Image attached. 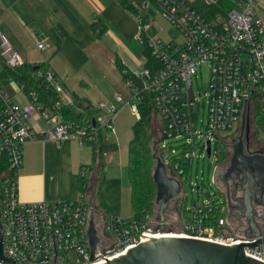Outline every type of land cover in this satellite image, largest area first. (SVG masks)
Returning <instances> with one entry per match:
<instances>
[{"label": "built area", "instance_id": "built-area-1", "mask_svg": "<svg viewBox=\"0 0 264 264\" xmlns=\"http://www.w3.org/2000/svg\"><path fill=\"white\" fill-rule=\"evenodd\" d=\"M140 7L153 5L182 35L181 41L148 37L150 21L138 19L136 40L146 38L152 62L131 71L135 80L125 83L130 89V99L116 94L111 103L95 107L92 123L67 121L60 108L73 104V97L52 70H38L36 79L57 94L51 103L41 101L34 91H26L25 84L18 83L17 90L24 92L26 102H14L0 78V222L4 254L16 264H98L111 259L133 247L158 227L155 217L138 225L129 217L109 215L102 219L100 256L90 260L87 229L89 218L95 210L79 195L75 199L54 202H22L18 198L17 170L23 159V145L39 133L41 140L60 143L75 140L84 145L101 130L113 134V119L123 106L138 114L137 100L140 92L153 96L155 114L162 120L164 138L161 145L177 159L173 166L181 178V192L176 199L183 207L176 235L214 241L222 244L251 242L256 238L238 235L230 224L228 209L220 199L202 206L185 207L182 181L187 188L188 177L181 165L189 164L195 154L194 139H201V157L207 156V141L222 140L221 131L237 130L241 113L257 91H264V19L256 15L257 0H141ZM0 35V59L6 68L23 64L20 55ZM39 49L43 48L38 44ZM148 61V60H147ZM209 68V84L203 95H196L192 77L197 66ZM205 110L201 120L202 130H197V118ZM37 116L44 127L35 131L32 117ZM229 134V135H230ZM180 142L183 150L178 152L171 142ZM160 144V143H159ZM214 153L217 154V148ZM212 196V195H211ZM168 222L164 221V226ZM97 228V227H96ZM260 242L254 248L245 247L246 255L264 262V228ZM0 264H4L0 260Z\"/></svg>", "mask_w": 264, "mask_h": 264}, {"label": "crops", "instance_id": "crops-1", "mask_svg": "<svg viewBox=\"0 0 264 264\" xmlns=\"http://www.w3.org/2000/svg\"><path fill=\"white\" fill-rule=\"evenodd\" d=\"M260 1L264 0L256 1L258 17ZM135 11L137 7L132 6L130 0H0V35L7 39L24 64L30 67L43 64L45 69L52 70L71 96L81 103L77 102L78 110L87 111L86 105H90L92 110L89 114L93 116L96 113L93 101L80 97L74 91L71 79L79 75L88 78L97 72L105 76L103 71H108L112 82H115L116 77H121L115 66L117 58L132 72L136 71L134 66H144L142 45L136 36L129 40V30L120 36L116 20L124 15L135 31L138 21ZM147 17L145 12L142 18ZM149 21L148 30L155 27L154 36L165 40L164 24L169 23L164 17L157 13V22ZM111 39L116 41V45L111 43ZM38 44L43 48L39 49ZM6 69L11 68L4 67L0 59V78L6 83L7 92L14 102L25 103V93L17 90L19 82L7 74ZM32 125L35 131L44 127L36 115L32 117ZM39 137L36 133L33 140L23 145V159L17 170L18 198L22 202L75 199L78 197V168L91 160L90 149L75 140L58 143ZM110 157L111 154L104 152V171ZM103 216L98 215V221L104 219Z\"/></svg>", "mask_w": 264, "mask_h": 264}, {"label": "rangeland", "instance_id": "rangeland-1", "mask_svg": "<svg viewBox=\"0 0 264 264\" xmlns=\"http://www.w3.org/2000/svg\"><path fill=\"white\" fill-rule=\"evenodd\" d=\"M238 1V0H234ZM140 0H130L132 6L137 7L136 14L139 19L142 15L147 12L148 13V21L157 19L156 9L153 5H150L149 8L145 9L140 7ZM258 3H255L257 6ZM258 7V6H257ZM256 7V8H257ZM124 15L117 18V23L119 24L120 36H123L124 31L129 30V40H133L137 35L138 21H136L135 31L132 30V26H130L131 21H129ZM260 17L264 19V1H260ZM137 20V19H136ZM157 22V21H156ZM159 22V21H158ZM159 24H161L159 22ZM130 26V27H129ZM164 28L166 29L165 40L174 39L176 41L182 40V35L180 32L168 24H164ZM156 32V28L147 29L148 37H155L154 34ZM126 33V32H125ZM153 35V36H152ZM111 43L116 45V41L111 39ZM136 70L141 69V65L134 66ZM105 72V76L100 72L92 73L91 77L85 78L79 75L76 79H71L72 86L74 91L80 97H88L90 98L95 107H97L101 103H111L114 100L116 94H122L127 100L130 99V89L126 85V83L121 79V77H116L115 82H112V75ZM192 77V88L195 91V94L198 95L199 92L203 95V92L207 89L209 84V68L206 64H200L197 66L196 74ZM93 84V87H92ZM12 89V87H10ZM88 94V95H87ZM254 99L250 100L247 104V108L249 111V142L253 143L256 147H264V139L260 140V126L257 127L254 125L256 120H259L260 114L256 115L254 111H252L251 103ZM261 102L262 108H264V95L257 98ZM74 109L78 110L77 104H73ZM83 108V107H82ZM85 111V109H82ZM136 119L135 113L132 112L130 106H123V108L117 113L116 117L113 119V125L115 132L113 134L108 133V131L101 130L103 135V150L106 153L111 154L109 162L106 164V168L104 171L105 175V183L102 190V198L103 201L109 210L111 215L115 216H132V205L130 203V187L127 179V142L132 136L131 126ZM154 119L159 129L162 126V120L158 114L154 115ZM201 120H205V110H201L198 114L197 118V130H202L203 126L201 124ZM158 129L155 128L157 131ZM159 131V130H158ZM264 133V130L261 131ZM261 133V134H262ZM230 134V130L221 131L219 133L220 136L226 137ZM257 136V137H256ZM264 137V135H262ZM166 141H160L159 146L164 145ZM212 153L210 157L202 158L201 155V139H194V158L191 161L190 170L188 173V183L187 188L183 191L185 195V207L192 208L193 205L202 206L206 203V198L204 194L210 193L212 195L213 200L218 202L222 198L221 191L214 181L216 168L218 165V156L214 153V149L217 146L215 141H212ZM169 145V142H166ZM81 145V144H80ZM84 147H88L87 144L82 145ZM171 146H174L178 152L183 150V146L178 142H171ZM89 148V147H88ZM174 155L168 153L164 155L161 159L165 163H169L171 158ZM155 164V163H154ZM154 168V167H153ZM177 206L176 202L173 204L170 203L167 208V215L172 217V213L175 211V207ZM157 209V208H156ZM175 213V212H174ZM172 220V219H171ZM169 222V221H167ZM177 227V222H173V225H165L162 228V232H174V229ZM156 229V227H154ZM160 231V232H161Z\"/></svg>", "mask_w": 264, "mask_h": 264}, {"label": "water", "instance_id": "water-1", "mask_svg": "<svg viewBox=\"0 0 264 264\" xmlns=\"http://www.w3.org/2000/svg\"><path fill=\"white\" fill-rule=\"evenodd\" d=\"M249 112L245 106L241 113L240 129L230 144V157L225 171L218 176L220 181L228 186L232 184L233 192L240 190V197L234 199L243 204L239 208L240 213L236 217H244L246 220L245 238H256L251 242H238L222 244L191 237L162 235L158 237H146L133 247H129L123 253L106 259L98 264H264L253 257L246 255L245 247L254 248L260 240V231L253 217L252 200L256 203L257 195L264 197V152L248 153L243 143V134L249 131ZM210 140L207 141V156L210 155ZM155 160L152 179L156 187L155 204L158 206L156 220L159 225L151 232H160L164 227L165 211L170 203H174L181 192L179 179L170 175L169 169L159 155L153 153ZM212 203L210 193L204 194ZM230 202V201H229ZM230 209L235 206L230 204ZM88 244L90 260L100 258L97 253L100 250V237L94 218H89ZM162 232V231H161ZM171 232V231H168ZM0 260L4 264H16L12 258L3 252L2 228L0 222Z\"/></svg>", "mask_w": 264, "mask_h": 264}, {"label": "trees", "instance_id": "trees-1", "mask_svg": "<svg viewBox=\"0 0 264 264\" xmlns=\"http://www.w3.org/2000/svg\"><path fill=\"white\" fill-rule=\"evenodd\" d=\"M225 1V0H223ZM225 6H230L226 1L223 3ZM127 9H131L126 7ZM140 44L142 45V53L145 58L146 64L152 62L150 56V47L146 38L142 39ZM148 60V61H147ZM115 66L121 78L124 82L130 79H134V74L129 71L117 58ZM14 80L19 83L25 84L26 91H34L41 101L51 103L57 99V94L47 89L45 83L41 79H36L34 73L38 70H45L43 64L28 66L27 64H21L13 69H6ZM264 95V91H257L252 97L254 99L251 103L252 111L257 115H261L259 120L254 122V125L260 126V140L264 139L261 131L264 130V108L260 105L261 102L257 98ZM139 100H137L138 116L131 126L132 136L129 139L127 145V179L130 187V203L132 207V216L129 217L131 221H134L138 225H141L147 221V217H157V205L155 204L156 187L152 179L154 157L153 153H156L161 158L168 154V149L161 148L159 146L160 141L164 138L163 130L160 127L157 128L154 115L155 109L153 104V96L147 92H140ZM251 99V100H252ZM74 104H77V100L73 98ZM79 103V102H78ZM81 104V103H79ZM87 111H79L74 109L72 105L63 106L60 108V112L63 118L67 121L92 123L91 106L86 105ZM249 112V111H248ZM158 129L157 131L155 130ZM262 133V134H261ZM257 137V136H256ZM103 135L99 131L97 136L91 138L85 144L90 149V161L83 163L79 166L76 177V188L78 195L84 198L88 203L94 206V211L91 217L94 218L95 223L98 221V215H104V219L109 217V210L107 209L102 198V185L104 183V150L102 145ZM217 156L218 162L226 161L228 151L224 149L220 140L217 141ZM246 152H264V147H256L251 142L246 145ZM177 157L173 156L169 162V166H173ZM184 173L188 177L190 170L189 164H182ZM170 175L177 176V171L171 167ZM181 178L180 175H178ZM182 189L185 190V183L182 181ZM170 205V204H169ZM175 207V213H172V217L167 215V209L165 211V221L168 222V226L173 225V222H178L183 207ZM168 208V207H167ZM172 219V220H171ZM102 219L100 220V222ZM99 222V221H98ZM231 226L238 235H243L239 223L236 221H230ZM174 231H179V226L175 227Z\"/></svg>", "mask_w": 264, "mask_h": 264}, {"label": "flooded vegetation", "instance_id": "flooded-vegetation-1", "mask_svg": "<svg viewBox=\"0 0 264 264\" xmlns=\"http://www.w3.org/2000/svg\"><path fill=\"white\" fill-rule=\"evenodd\" d=\"M239 129H240V124H239L236 131L232 132L226 138L220 140L221 146L228 151V156L226 158V161L218 162L216 172H215L214 181L216 182V184L218 185V187L221 191V194H222L221 199H222V201L225 202V206L228 209L227 211L229 214V219L231 221H235V222L237 221L239 223L240 228H241V232L244 234V231H245L246 226H247L246 220L244 217H241V216L238 218L236 217V214L240 213L239 208H242L243 204L241 202L234 200V199L242 196L241 191L237 190V191L233 192L232 184L230 181L228 183V186H226L220 181V179H218V176L225 171V169L228 165L229 157H230V153H231L230 144H232L234 142V138L238 134ZM249 138H250L249 137V131H248V134L247 133L243 134V143L245 145V148L249 142ZM257 200H258V202L255 203L252 200L251 203L253 206L254 220H255L258 228H259V231L261 232V229L264 228V197H262V198L260 197V199H259V195H257ZM171 204H173V203H171ZM230 204L235 206V208L230 209V207H229ZM96 227H97V231H101V222L100 221L96 222Z\"/></svg>", "mask_w": 264, "mask_h": 264}, {"label": "bare ground", "instance_id": "bare-ground-1", "mask_svg": "<svg viewBox=\"0 0 264 264\" xmlns=\"http://www.w3.org/2000/svg\"><path fill=\"white\" fill-rule=\"evenodd\" d=\"M162 235H170V236H178L176 235V232H152L148 235H146V237H158V236H162Z\"/></svg>", "mask_w": 264, "mask_h": 264}]
</instances>
